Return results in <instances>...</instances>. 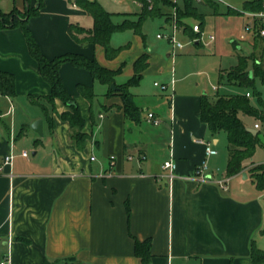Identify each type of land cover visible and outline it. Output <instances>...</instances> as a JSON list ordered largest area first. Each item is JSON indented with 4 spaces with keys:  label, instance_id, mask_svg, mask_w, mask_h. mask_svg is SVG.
Masks as SVG:
<instances>
[{
    "label": "crops",
    "instance_id": "obj_1",
    "mask_svg": "<svg viewBox=\"0 0 264 264\" xmlns=\"http://www.w3.org/2000/svg\"><path fill=\"white\" fill-rule=\"evenodd\" d=\"M235 1L245 9V3L254 0ZM199 4L217 12L221 4L234 9L225 0ZM38 6L39 0H0V12L5 14ZM172 13L173 7L162 12ZM197 13L206 23L198 7ZM128 14L126 19L135 18ZM91 18L70 0H43L27 25L49 58L78 53L119 69L100 62L103 47L82 45L70 36L71 24L91 28ZM183 20L189 27L192 21L200 22L194 17ZM167 31L164 27L161 32ZM165 42L171 48L164 83L169 89L176 85V56L190 51V46H201L188 44L173 56L172 45ZM143 53L149 55L148 69L153 64L154 54L139 51L132 75ZM0 71L15 76L17 93L14 99L0 93V161L14 155L12 164L0 173V262L9 256L10 264H142L135 239L151 240L150 264H252V243L264 251V190L257 188L250 173L254 161L230 178L226 172L217 176L219 169L210 165L212 178L202 182L193 177L205 160L201 141L212 142L218 151L210 161L219 155L218 133L212 135L201 120V96L206 92L178 95L167 89L155 106V97L141 94L139 85L133 87L130 92L141 111L140 122H135L126 116L121 96L110 94L111 86L99 82L106 89L98 94V81L88 70L65 63L60 68L62 80L86 122L83 132L88 139L79 149L72 141L74 130L60 118L69 105L56 101L58 114L51 127L45 100L51 87L19 27L0 29ZM78 85L94 89L92 103L80 94ZM148 113L160 123L155 125ZM39 119L44 122L43 137L31 128ZM255 124L247 126L255 129ZM24 136L28 139L22 141ZM31 141L33 159L21 154ZM170 159L176 163L172 181L164 169ZM223 179L225 187L220 185Z\"/></svg>",
    "mask_w": 264,
    "mask_h": 264
},
{
    "label": "trees",
    "instance_id": "obj_2",
    "mask_svg": "<svg viewBox=\"0 0 264 264\" xmlns=\"http://www.w3.org/2000/svg\"><path fill=\"white\" fill-rule=\"evenodd\" d=\"M78 7L86 11L94 21L91 28L82 27L79 24H71L69 27L70 36L82 45L94 44L104 48L105 56L109 60L115 59L120 48L111 45L112 37L119 32L133 30L135 33L145 37L142 33V24L148 17H157L162 10L158 0H136L142 5V12L138 14L136 21L126 19L122 24H115L114 14L107 11L97 0H70ZM204 1V0H203ZM194 0H183V6L174 4L172 0H164V6L176 7L177 13L184 17H194L200 20L201 26L205 24L204 18L197 13ZM264 0H254L245 3L246 11H262ZM212 5V4H211ZM43 6V0H39V6L29 8L25 15V21L16 22L17 15L13 13L5 14L0 12V29L6 27H19L23 30L29 51L37 61L43 79L50 85L51 93L45 97L48 105V114L51 127L54 125L53 115L56 111V101L69 105L70 110L62 113L60 118L67 121L74 133L72 141L82 149L88 139L86 133H82L86 122L82 116L80 107L74 102L70 93L66 89L60 74V68L65 63H70L75 67L88 70L94 80L103 85L111 86L116 83V78L122 73V67L117 70L109 69L99 63L95 57H87L78 53H65L54 58L47 57L41 50L38 42L34 38L27 25L28 18L39 13ZM152 7V8H151ZM151 8V9H150ZM229 13H237L235 9H230ZM172 18V14L170 15ZM14 19V20H12ZM187 34L189 27L186 23L180 24ZM193 32V30L191 29ZM188 35V34H187ZM262 44L261 47L259 44ZM149 67V55L143 53L134 63V73L128 83L119 85L117 90H110V94H119L123 100V107L128 118L135 122H140L141 111L136 106L130 89L139 85L143 79L145 71ZM219 86H233L241 90L237 94L219 95L210 97L207 94L201 96V120L208 125L212 135L224 131L228 137V163L226 176L228 178L243 173L247 168V163L252 162L256 150L261 142L258 136L249 131L243 117H252L259 123V132L264 134V100L257 92L252 94L255 78H259L264 83V36H261L258 29L254 33L253 52L250 56H240L239 62L230 70L220 71ZM78 91L91 103L96 98L94 89L85 85H78ZM251 97H247L246 93ZM0 93L14 99L16 93V78L13 74L0 71ZM252 98L256 99L255 104ZM258 171L260 174H253ZM253 181L259 190H264V164L255 165L250 169ZM264 235V227L261 231ZM151 240L139 241L135 239V253L141 259L142 264L151 262ZM252 264L264 263V251L258 248L255 243L251 247Z\"/></svg>",
    "mask_w": 264,
    "mask_h": 264
},
{
    "label": "rangeland",
    "instance_id": "obj_3",
    "mask_svg": "<svg viewBox=\"0 0 264 264\" xmlns=\"http://www.w3.org/2000/svg\"><path fill=\"white\" fill-rule=\"evenodd\" d=\"M97 1L103 4L108 11L114 13L113 21L115 24H122L128 17L127 13L131 14L130 16L133 15L135 17L130 18V21H136L138 19V14L142 12V5L136 0ZM158 1L160 3L162 12L172 10L171 6L166 7L162 4L164 0ZM225 1L228 2L232 8L240 12L245 10L242 5H238L239 3H236L235 0ZM178 3L180 5L182 1L179 0ZM195 3L200 13L205 15L206 23L202 33L204 42L201 40V36L192 32L190 28L187 31L188 36L183 30L179 31L183 41H195L194 44H199L201 47H195V45L190 44L193 45L190 46V51L187 49V53L176 56V85H174V87H170L168 92L173 93L174 89L178 95H188L195 93L201 95L206 92L211 98L215 97L217 94H237L241 92V90L236 87H219V74L220 71L226 72L232 67L236 66L239 62L240 56L251 55L253 52L254 35L252 33L246 32L244 29L246 18L242 14L229 13L228 6L219 4L220 6L217 12L213 8L206 7L205 5L199 4L197 2ZM10 13L17 15L18 18L15 19L16 22H21L25 21V15L27 11H12ZM170 17L171 16L169 14L164 16L162 13H160L157 17H148L142 24V33L145 36L144 38L143 36L135 33L133 30L116 33L111 40V45L115 48H120L119 55L113 60H108L105 55H103L100 59V62L103 64L110 65L116 69L122 67V73L116 78L117 83H128L132 75L131 69L133 60L139 54V51H148L151 54H154L155 60L148 71L144 74L143 79L139 84L141 94L143 92L145 95L155 97L152 100L154 105L158 104L160 101L159 99L163 97L161 93H165L166 90H163L162 86L169 78L168 69L170 68V59L168 57V53L171 51V48H169L165 40L159 39L157 35L164 27L168 29V31L171 30L169 25L173 22V19ZM184 18H186L184 15L182 17V15L176 11L175 22H177L178 25L185 23L183 20ZM166 22L169 25H167ZM192 24H194V21H192ZM91 26H93L92 21ZM210 35L214 36L213 40H208ZM241 36H244V39H241ZM261 45L262 44L260 43L259 46L261 47ZM163 59L165 61L164 64ZM97 83L98 85L96 86V92L100 94L106 89V87L101 85L99 82ZM154 83H158L160 87H155ZM118 86L119 85L115 84L117 89ZM217 87H219L218 93ZM251 92L252 94L255 92L259 93L264 100V83L259 78H255L254 87L252 88ZM252 100L255 104H257L256 99L252 98ZM243 120L248 126H253L255 122V120L249 116H244ZM7 124L10 128L11 123L9 117L7 118ZM2 128L3 126L0 124V129ZM19 130L20 127H17V134ZM82 133L84 132L82 131ZM217 136L220 139V143L217 146L219 155L217 157H213L211 161L209 159L208 165L215 169H219L217 176L222 177L226 172L228 137L224 131H220ZM25 139L28 138L24 136L22 141ZM21 146L22 143L20 142L19 148ZM33 147V141H31L26 147L30 159L34 158L33 152L35 150ZM253 161L256 165L264 164L263 146L258 148ZM252 173L260 174L258 171H253Z\"/></svg>",
    "mask_w": 264,
    "mask_h": 264
},
{
    "label": "built area",
    "instance_id": "obj_4",
    "mask_svg": "<svg viewBox=\"0 0 264 264\" xmlns=\"http://www.w3.org/2000/svg\"><path fill=\"white\" fill-rule=\"evenodd\" d=\"M174 2V4H177L179 0H172ZM195 2H202L203 0H194ZM216 2L219 3H224V0H215ZM264 7V4H263ZM241 14L246 18V23L244 24V29L246 32L248 33H252L254 35V33L256 32V30L258 29L259 33L261 36H264V10L262 11H242ZM172 19L173 22L169 25L171 30L167 31V32H161L157 35V37L159 39H165L166 41H168L173 48V56L176 55L177 53L183 51L186 46L188 44H194L195 41H190L188 40L187 42L183 41L181 39V36L179 34L180 30H183V27L181 25H178L177 22H175L176 19V7H174L173 13H172ZM191 29L193 30L194 33L200 35L201 40L204 42L203 39V29L201 26L200 22H196L194 24H191ZM214 36L210 35L208 37V40H213ZM241 39H244V36H241ZM156 86L160 87V85L158 83H155ZM163 90H167L168 89V85H163L162 86ZM247 97H251V94L248 92L246 93ZM148 119L152 120L153 123L155 125H158L160 123L159 120L155 119V116L153 113H148ZM260 125L255 124V129H260ZM204 143L205 145V160L203 161V163L196 167L195 171H194V178L196 180L205 182L208 180V178H212V175H209L208 170V159L212 156L217 155L218 151L215 149V147L213 146L212 142L210 141H201ZM23 157H28V152L27 151H23L22 153ZM14 159V155L12 153L4 156L2 158V160L0 161V173L3 172L4 170V166L6 165H10L12 164ZM114 158L112 157L111 160H113ZM164 169L166 171H168V178L170 181H172L175 177V170H176V163L173 159H170L168 161H166L164 163ZM227 179H223L220 181V185L222 187H225ZM0 264H10V257L6 256L1 262Z\"/></svg>",
    "mask_w": 264,
    "mask_h": 264
},
{
    "label": "water",
    "instance_id": "obj_5",
    "mask_svg": "<svg viewBox=\"0 0 264 264\" xmlns=\"http://www.w3.org/2000/svg\"><path fill=\"white\" fill-rule=\"evenodd\" d=\"M111 89L113 90H116L117 88L115 87V84H112L111 85ZM73 102L69 103V105H72ZM43 125H44V122L42 119H39L37 121H35L32 125H31V128L32 130L38 134L40 137H43L44 136V131H43ZM249 131L253 134V135H256L258 136L261 144L264 145V134L263 133H260L257 129H254V128H249ZM35 154V153H34Z\"/></svg>",
    "mask_w": 264,
    "mask_h": 264
}]
</instances>
